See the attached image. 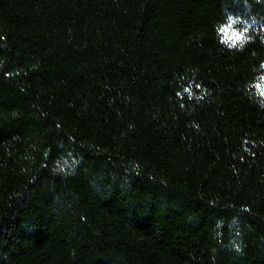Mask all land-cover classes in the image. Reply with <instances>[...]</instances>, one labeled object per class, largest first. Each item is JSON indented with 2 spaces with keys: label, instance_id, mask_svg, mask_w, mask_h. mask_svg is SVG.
<instances>
[{
  "label": "trees",
  "instance_id": "trees-1",
  "mask_svg": "<svg viewBox=\"0 0 264 264\" xmlns=\"http://www.w3.org/2000/svg\"><path fill=\"white\" fill-rule=\"evenodd\" d=\"M260 75L264 0H0V264H264Z\"/></svg>",
  "mask_w": 264,
  "mask_h": 264
},
{
  "label": "clouds",
  "instance_id": "clouds-1",
  "mask_svg": "<svg viewBox=\"0 0 264 264\" xmlns=\"http://www.w3.org/2000/svg\"><path fill=\"white\" fill-rule=\"evenodd\" d=\"M241 19V16L229 12L225 16V23L230 22V25H236L234 30H230L229 27H218V31L223 33L219 39L228 47L242 48L247 41L253 38L254 25L257 23L255 17L251 18V22L246 23H241ZM255 88L260 95H264V75L259 76Z\"/></svg>",
  "mask_w": 264,
  "mask_h": 264
}]
</instances>
